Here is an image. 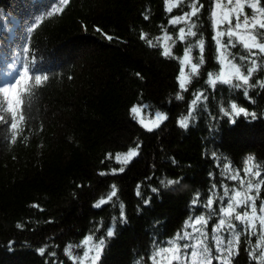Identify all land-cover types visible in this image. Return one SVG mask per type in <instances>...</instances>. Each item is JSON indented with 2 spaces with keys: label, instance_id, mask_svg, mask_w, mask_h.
Listing matches in <instances>:
<instances>
[{
  "label": "trees",
  "instance_id": "trees-1",
  "mask_svg": "<svg viewBox=\"0 0 264 264\" xmlns=\"http://www.w3.org/2000/svg\"><path fill=\"white\" fill-rule=\"evenodd\" d=\"M213 1L0 0V88L23 78L21 103L0 92V264H78L87 236L104 241L95 264H264V53L240 61L248 51L235 38L225 52L251 69L248 97L206 83L219 73ZM193 3L203 5L195 16L171 23ZM198 39L204 63L193 74L182 61L188 47L191 63L200 59ZM249 197L255 215L249 206L236 221Z\"/></svg>",
  "mask_w": 264,
  "mask_h": 264
},
{
  "label": "snow or ice",
  "instance_id": "snow-or-ice-1",
  "mask_svg": "<svg viewBox=\"0 0 264 264\" xmlns=\"http://www.w3.org/2000/svg\"><path fill=\"white\" fill-rule=\"evenodd\" d=\"M68 2H69V0H60V3L62 5H67ZM214 2H215V0H214ZM232 3H233V0H227V4L228 5H231ZM235 4L237 6V9L239 10V14H237L235 16L234 27H233V20L228 15H225L224 16V21H226L228 23L229 27L227 28L226 32H224V31L217 32L216 35L213 36V40L217 44L216 51H217V53L220 54L217 57V59H221V57L226 59L227 57L225 55V52H226L227 48L236 47L237 46V42L234 41L232 38L238 37V42L242 45V47L245 50L248 51V56L241 55L238 59L240 61H245L246 62L248 60L249 56H255L256 55V53L253 52L252 49H254V48L258 49L260 53H264V7L260 6L261 0H235ZM216 6L219 7L220 5L217 3ZM245 6L251 8L253 10V14L251 16H249L247 13H244L243 9H244ZM202 7H203L202 4H200L199 7H198L197 4L193 3L192 6H191V11L190 12L185 13L184 17H177V18L171 20V23L172 24H177L182 19L190 18L192 16H195L199 12V9L202 8ZM61 10L62 9H56V11H61ZM168 11L171 12L172 9L169 8ZM212 16L213 17L216 16V12L215 11L212 12ZM241 17H243L242 20H241ZM145 19H147V17H145ZM240 29H244L245 30L246 36L245 35H239L237 30H240ZM179 32L181 33L179 39L181 41L185 40L186 37L184 35V32H185L184 28H180ZM187 35L195 37L196 36V32L192 31L191 28H189V31H188ZM225 35H227V37L229 39L227 40L226 43H224L222 45L221 42H220V39L218 37H223ZM144 38L145 37L142 34L141 35V39H144ZM109 39H111V37H109ZM249 41H252V42L249 43ZM148 42H149V44H151V41H148ZM196 43L198 44L199 50H200V53H201L200 59L196 63H191V61L189 59V54L192 52V47H188V48L185 49L184 56H183V61H182V63L187 61V62H189L191 64V71H192L193 74L197 73L198 69L200 68V66L203 65V63H204V59H203V55H202L203 50H204V41L202 39H198ZM222 49H223V51H222ZM164 54L165 55H170L171 53L166 51ZM235 59H237V58L233 57V60H235ZM222 62H223V60L221 59V63ZM229 63L231 65V67L235 70L233 75H234L235 80L237 81L236 83H233V79L232 78H225L222 71H221L220 75L216 76L215 79H213V73L212 72H208L207 73L208 79H207L206 83H208V84H210V85H212L214 87L216 85L217 81H220L221 83L227 84V85H229V86H231L233 88L243 89L245 97H248V87L251 86V85H249V78L252 75L251 69L248 70V74L247 75H244V74H242L240 72V68L235 63H232L231 61H229ZM252 63H255V61H252ZM29 71H30L29 68H25L24 75L28 76ZM33 75H34V78H35V83L36 84H40L41 75L35 74V73H33ZM137 75H139V73H137ZM183 77H184V69L181 68L180 69V83H179V87L182 90H187L186 89L185 80L183 79ZM44 78L47 79L46 76ZM21 82H23V78L21 79V81H18L17 84H14V85H12L10 87L0 88V92H3L5 95H7V94H9V92L11 90L12 94L16 97L17 102L21 103V101L19 99V96L17 95V85L19 83H21ZM201 95H203V94L197 95L196 99L193 101V103H195L197 100H199ZM176 98L177 99H182L183 97L178 95ZM230 108H231V111L235 112V114L237 116L240 113H244L245 115H249V113H247L246 110L243 107L238 108L235 103H232ZM139 111H140V109L138 107H136V106H133L131 108V112L133 114H136ZM221 111H224V114L226 116L229 115V111H226L224 109H221ZM251 115L253 116V118H255V113H251ZM157 116H158V118L160 120L165 119V117H163L159 113L157 114ZM180 123H181V126H183V127H187L188 126L187 119L182 120ZM136 154H137L136 150L133 149V150H130L127 155L129 157H132V156H135ZM251 160H252V158L249 157L248 161L251 162ZM120 171H123V168H121ZM248 171H251V169H249ZM103 174L104 173H101V175H103ZM256 175L259 176L260 173L257 172ZM230 178L235 180L237 177L236 176H232ZM161 183H163V181H161ZM167 183L168 184H173L174 181L173 180H168ZM243 183L244 182L242 180L241 184H243ZM261 183H264V181H261ZM213 187H215V186H213ZM256 187L259 188V185H256ZM251 188H252V185H251V183H249V189H251ZM153 191H155V189H153ZM225 194L227 195V192ZM115 195H116L115 186H113V192H112L111 196L108 197V199L111 200L112 197L115 196ZM236 195L239 196L240 193L237 192ZM249 200H251V205H249L248 201H246V200H242V201L238 202L239 204L245 205V211L243 212V215L236 214L234 216V219L236 221H245L246 219L249 218L248 217V211H247V208L249 206L252 208L253 215H255V211H256L255 199L252 198V197H249ZM105 203H106V201L102 199L95 205V207H100L102 204H105ZM145 203H147V201H145ZM212 203H213V201L211 199H208L207 205L211 206ZM193 204L194 205L196 204L195 200L193 201ZM33 206L35 207V205H33ZM122 208H123V205H121V209ZM220 211L223 212L224 215L227 216V217L232 216V214L235 212V208L233 206V203L231 202V199H230V202L227 204L226 207H221ZM260 211L264 212V202H262V204H261ZM121 217H123V212H121ZM195 219H196V223H200L203 220V217H199V218H195ZM260 223H261V226L264 227V218H261ZM219 224L221 226H223L225 224V220L221 219ZM229 227L230 228H234L235 226L231 225V223L229 222ZM251 227L255 228V224H252ZM112 235H113V231H112L111 228H109L107 230V236L111 237ZM236 235H239V234L237 233ZM91 240H92V236H87V237H85L83 243L87 244ZM103 243H104V241L100 240L99 243L95 246L97 254L92 259V264H95V260L99 259L100 246L103 245ZM218 243H219V241H218ZM233 245H234V241H229L228 248L226 249V251L228 252L229 255L232 254ZM184 247L187 248V247H189V245H185ZM40 251L43 252L44 250L41 249ZM84 255L85 256L88 255L87 251L84 253ZM250 255H251V253H250ZM261 259H264V256H262Z\"/></svg>",
  "mask_w": 264,
  "mask_h": 264
},
{
  "label": "rangeland",
  "instance_id": "rangeland-1",
  "mask_svg": "<svg viewBox=\"0 0 264 264\" xmlns=\"http://www.w3.org/2000/svg\"><path fill=\"white\" fill-rule=\"evenodd\" d=\"M170 2H175V0H170ZM217 3L220 5L219 7L216 6ZM213 11L216 12L215 17L212 16ZM243 11H244V13H247L249 16H251L253 14V10L247 6L244 7ZM237 14H239V10L237 9V6L235 4V0H233V3L231 5L227 4V0H215V2L213 1L212 9H211V22H212L214 35H216V33L219 31L226 32L227 28L229 27L228 23L226 21H224L225 15H228L233 20V27H234L235 16ZM242 19H243V17H241V20ZM237 31H238L239 35H245L246 36V32L244 29H240ZM225 36H227V35H225ZM218 38L221 39L222 37H218ZM234 38L238 41V37H234ZM251 42L252 41H249V43H251ZM216 48H217V44H216ZM222 51H223V49H222ZM219 55L220 54L217 53V57ZM221 59L223 60L222 63H221ZM221 59H218V62H219V73H218V75H220V73L222 71L225 78H234L233 74H234L235 70L231 67V65L229 63L230 60H228L227 58L224 59L223 57H221ZM185 63H188V62L185 61ZM157 121L158 120H156V119L148 120L147 122H145V124L148 127H150V126L155 125L157 123ZM250 213L252 214L253 212L251 211ZM97 244L98 243H94L92 241H89L87 244L83 243V253L80 255L79 258H77V263L78 264H92V259L97 254L96 249H95V246ZM86 251L88 253L87 256L84 255V253Z\"/></svg>",
  "mask_w": 264,
  "mask_h": 264
},
{
  "label": "water",
  "instance_id": "water-1",
  "mask_svg": "<svg viewBox=\"0 0 264 264\" xmlns=\"http://www.w3.org/2000/svg\"><path fill=\"white\" fill-rule=\"evenodd\" d=\"M260 207H261V206H259V208H258V213H259V215H260L262 218H264V212H261V211H260ZM241 215H242V214H241Z\"/></svg>",
  "mask_w": 264,
  "mask_h": 264
}]
</instances>
